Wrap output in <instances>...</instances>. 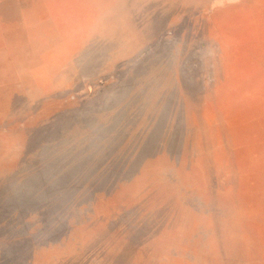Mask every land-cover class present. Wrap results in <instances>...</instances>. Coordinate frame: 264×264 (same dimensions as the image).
I'll return each mask as SVG.
<instances>
[{
  "label": "rangeland",
  "instance_id": "1",
  "mask_svg": "<svg viewBox=\"0 0 264 264\" xmlns=\"http://www.w3.org/2000/svg\"><path fill=\"white\" fill-rule=\"evenodd\" d=\"M0 264H264V0H0Z\"/></svg>",
  "mask_w": 264,
  "mask_h": 264
}]
</instances>
